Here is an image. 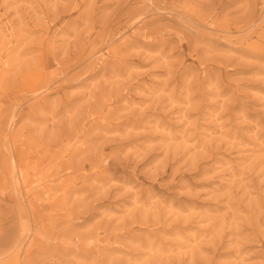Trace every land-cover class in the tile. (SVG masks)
I'll return each mask as SVG.
<instances>
[{"label":"rangeland","instance_id":"rangeland-1","mask_svg":"<svg viewBox=\"0 0 264 264\" xmlns=\"http://www.w3.org/2000/svg\"><path fill=\"white\" fill-rule=\"evenodd\" d=\"M0 264H264V0H0Z\"/></svg>","mask_w":264,"mask_h":264}]
</instances>
